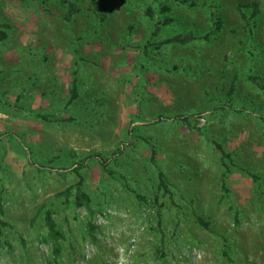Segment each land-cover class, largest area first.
<instances>
[{
	"label": "rangeland",
	"instance_id": "obj_1",
	"mask_svg": "<svg viewBox=\"0 0 264 264\" xmlns=\"http://www.w3.org/2000/svg\"><path fill=\"white\" fill-rule=\"evenodd\" d=\"M68 1L0 0V264H264V0Z\"/></svg>",
	"mask_w": 264,
	"mask_h": 264
},
{
	"label": "trees",
	"instance_id": "obj_2",
	"mask_svg": "<svg viewBox=\"0 0 264 264\" xmlns=\"http://www.w3.org/2000/svg\"><path fill=\"white\" fill-rule=\"evenodd\" d=\"M80 1L81 0H69L68 1L69 4H68V9H67V15L65 16L66 21H68L70 23L74 22V18H73L74 15L73 14L79 13L81 11V8H80L81 6H79ZM155 1L159 2V6L161 7L162 13H166L171 9L170 4L168 3L167 0L165 2H162L161 0H155ZM178 1H180V0H178ZM181 1L187 2L188 0H181ZM92 2H93V6H94V11L96 12L95 15H97V18L95 21L91 20L90 24H92V25L97 24V23L103 24L108 18L107 13L112 12L111 2H110V0H92ZM239 9H240V12H241L243 18L247 21L248 26H250V27L253 26L255 23L252 22L251 20L259 12L258 2L254 1L252 3L239 4ZM146 12H147V15L149 16L150 20L155 19L152 5L148 6V10H146ZM87 15H88V17L90 16L89 13ZM168 22H169V18H167L166 16L162 22H160V21L157 22V28L155 29V31L152 32V36L146 41L144 48H147L149 45L156 46V48H161L164 45L166 46V45L172 44V43L187 44L196 38L195 33L190 32V33H186V34H182V33L175 34L171 37H166L164 39L156 41L154 37L161 30V27L163 25L167 24ZM131 27L133 28V26H131ZM220 27H221V24H219L217 22V24H216L217 29L212 30L210 33H208L206 35V37L209 38L212 34H216L217 32H219L218 29H220ZM5 37H6V33L0 31V39H3ZM145 53H146L145 56L149 55V53L147 51H145ZM76 55H77L78 60H81V61L85 60V56L81 55L80 52H77ZM80 93L81 92L79 90V78L77 76V73L74 72L73 76H72V85L70 87V97L67 101V105L74 104L77 101V99L80 97ZM34 114H35V117L43 119L44 121H50L51 120L49 114H43L41 112H35ZM3 135L4 134L0 132V142L3 138ZM153 152L155 153V151H153ZM160 174H161V178H162V180H161L162 184L165 186L166 184H165L164 179H163V174L162 173H160ZM254 179H255V177H254ZM68 191L69 190H67V192ZM87 199H88V197H87L86 193L79 188L78 194L76 197L77 204L82 205L83 201L87 200ZM46 220H47V225L49 227L50 233L53 235L54 239L60 238L61 233L56 229V223H55V221L52 217V214L50 212H48ZM199 222L202 225H207V223L202 218H199ZM3 225H4V222L0 218V234L2 233Z\"/></svg>",
	"mask_w": 264,
	"mask_h": 264
}]
</instances>
